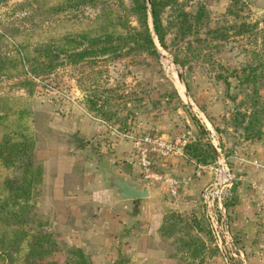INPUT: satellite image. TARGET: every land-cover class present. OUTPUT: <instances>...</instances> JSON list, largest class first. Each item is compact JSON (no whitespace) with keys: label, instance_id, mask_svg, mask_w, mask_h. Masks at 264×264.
I'll use <instances>...</instances> for the list:
<instances>
[{"label":"rangeland","instance_id":"1","mask_svg":"<svg viewBox=\"0 0 264 264\" xmlns=\"http://www.w3.org/2000/svg\"><path fill=\"white\" fill-rule=\"evenodd\" d=\"M142 1L0 0L2 49L12 58L6 69L9 75L0 79V136L3 132L28 136L34 143V161L40 166L37 150L41 147L37 146L54 142L51 126L64 116L86 117L89 130L74 143L81 140L82 148L88 146L94 157L105 155L110 148L106 144L116 136L134 145V138L143 134H162L166 139L191 138L196 128L203 138L207 134L199 121L203 116L212 123L213 138L208 136L207 140L220 147L217 152L226 158L230 168L231 151L242 139L260 140L262 144L264 116H260V136L248 139L241 130L247 116L243 119L233 116L235 108L242 112L248 107L247 98L235 86V80L229 78L228 86L216 80L214 70L204 62L205 51L181 67L172 61V50L179 38L175 10L179 7L192 13L203 7L198 33L185 38L203 39L209 37L208 28L219 27L225 33L215 39L219 44L211 51L215 57L244 62L251 60L250 50L263 55L264 0H162L167 5L161 9L160 17L164 24L170 22V27L165 35L166 49L153 37L157 55L131 39L134 36L140 40L142 35ZM144 20L151 32L148 13ZM241 21L258 24L243 35H235L234 26ZM83 48H88L90 53L75 61L67 60L66 54ZM49 53L57 57L48 69ZM177 74L187 83L188 90ZM257 88L264 99V86ZM131 150L135 157L134 148ZM215 154L214 149L213 158ZM80 155H83L81 162L86 154ZM157 159L153 157V161ZM154 166L153 171L163 175ZM134 168L128 169L129 178L145 184L147 179L135 163ZM20 170L17 165H0V183L5 177L19 176ZM41 181L32 191L31 206L21 223L6 224L0 220V264H27L23 258L28 238L39 231L50 234L53 243L50 254L30 257L34 264L52 261L64 264L68 257V249L73 245L66 236L68 229L52 226L53 215L48 202L42 199L43 192L47 193ZM158 182L163 183L157 181L154 185ZM172 212L182 215L180 228L171 235L177 244L176 251L193 264H246L244 251L233 235L230 247L216 245L200 203L197 216ZM13 243L19 244L13 246Z\"/></svg>","mask_w":264,"mask_h":264},{"label":"crops","instance_id":"2","mask_svg":"<svg viewBox=\"0 0 264 264\" xmlns=\"http://www.w3.org/2000/svg\"><path fill=\"white\" fill-rule=\"evenodd\" d=\"M86 120L85 116L59 118L51 126L54 142L37 146L41 147L37 150L41 186L47 193L43 192L42 199L53 215L52 226L67 227L69 242L80 247L93 264H193L176 251L174 238L162 236L159 228L167 212L197 216L199 192L210 180V163L199 164L184 153L155 156L154 168L175 181V190L158 182L148 188L146 198L119 200L105 185V169L116 168L129 177L128 169H135L133 145L116 136L106 144L110 148L105 155L94 157L88 146L82 148L81 140L74 143L89 130ZM199 121L207 134L202 138L195 128L191 138L183 139L185 143L213 138L209 121L204 116ZM156 135L165 141L175 138ZM242 140L230 155L235 180L225 204L228 229L243 249L246 264H264V196L258 190L264 182V145L260 140ZM209 143L220 149L213 140ZM81 153L86 158L80 162Z\"/></svg>","mask_w":264,"mask_h":264},{"label":"trees","instance_id":"3","mask_svg":"<svg viewBox=\"0 0 264 264\" xmlns=\"http://www.w3.org/2000/svg\"><path fill=\"white\" fill-rule=\"evenodd\" d=\"M167 1V0H166ZM166 1L162 0H148L149 8L145 6L143 0L140 9L142 15V35L140 40L131 36L134 43H138L140 47H144L150 53L157 55L158 51L154 44L153 37L157 44L166 49L165 35L169 30L170 22L165 24L161 20L160 11L163 9ZM175 9V8H174ZM148 11L150 12L151 32L145 23V18ZM204 14L203 7L196 8L194 12L187 13L181 10L179 7L175 10V25L179 38L174 42V48L172 50V61L185 67L189 63L191 58H197L201 52L205 51L204 62L210 65L214 70L213 77L216 80H221L226 86L229 85V78L235 80V86L244 94L247 98L248 107L240 112L235 108L233 116H241L243 119L247 116V121L241 128L244 138H258L261 134L260 130V116H264V99L258 92V86H264V50L263 55L258 54L255 50L249 51V57L251 60L244 62L229 61L217 58L212 54V49H217L219 44H216L217 38H220L224 34V30L219 27L208 28L206 34L209 37L193 39L185 38L187 35H194L198 33V27L200 23L201 15ZM258 23H249L245 21L238 22L235 28V35H243L247 30L256 28ZM264 25V19L261 22ZM125 35H128L126 33ZM120 39L121 36L119 35ZM126 38L123 37L122 40ZM129 38V36H127ZM3 34L0 33V79L9 75L6 72L8 63L12 58L7 52L2 49ZM92 39V38H91ZM93 40V39H92ZM194 42V44H193ZM182 46H179L181 45ZM207 51V52H206ZM243 51L246 53L247 50ZM17 53V52H16ZM89 52V49L83 48L80 51L66 54L68 61H75L83 58V56ZM261 55V58H260ZM18 56V55H17ZM56 55L48 54V63L46 67H51L52 61L56 58ZM21 60L22 58L19 57ZM252 61H255L253 63ZM256 64V65H255ZM182 84L186 90L188 85L182 78ZM250 88L249 92H245ZM173 94L179 100L176 90L172 86ZM180 101V100H179ZM209 121V120H208ZM238 122V121H237ZM212 125V123L209 121ZM34 143L28 136L21 133H15L13 136L3 132L0 136V165L3 167H14L17 165L21 168L19 176L5 177L0 183V191L2 196L0 197V220L6 224H19L24 219V213L30 208V198L32 191L36 185L41 181V166L34 161ZM214 149L209 141L205 142H190L184 147V154L192 158L199 164L207 165L211 163L213 158ZM180 215L174 214L172 211L165 213L162 224L159 228V233L162 236L169 237L173 235L178 229V223L181 222ZM197 225L198 220L192 218ZM53 240L50 234L45 232H38L31 234L28 238L25 251V261L27 264H34L30 259L32 256H43V254H50V247H52ZM19 243H13V246ZM45 264H55V262H44ZM64 264H93L87 257L82 249L77 246H70L68 249V257L65 259ZM113 264H123V261H118Z\"/></svg>","mask_w":264,"mask_h":264},{"label":"built area","instance_id":"4","mask_svg":"<svg viewBox=\"0 0 264 264\" xmlns=\"http://www.w3.org/2000/svg\"><path fill=\"white\" fill-rule=\"evenodd\" d=\"M184 144L183 139L174 138L165 141L156 134H143L134 138L135 164L143 177L147 179L145 184L148 188L154 185V182L163 181L171 191L175 190L176 183L172 178L153 171V157L162 158L176 153L182 154ZM208 168L210 180L200 190L199 202L216 245L230 247L232 234L228 229L225 204L231 197L235 175L226 158L217 151ZM258 190L264 196V182Z\"/></svg>","mask_w":264,"mask_h":264},{"label":"water","instance_id":"5","mask_svg":"<svg viewBox=\"0 0 264 264\" xmlns=\"http://www.w3.org/2000/svg\"><path fill=\"white\" fill-rule=\"evenodd\" d=\"M149 8L147 0V9ZM149 18L150 12L148 11ZM177 79L182 84V78L180 74H177ZM105 185L108 188L114 190L116 197L119 200H133L141 199L149 196V190L146 184L139 183L136 180H131L129 177L121 175L116 172L114 168L105 169Z\"/></svg>","mask_w":264,"mask_h":264}]
</instances>
